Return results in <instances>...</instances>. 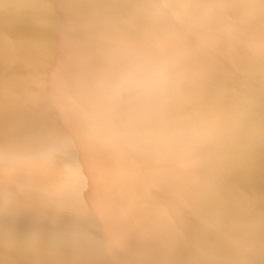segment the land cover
<instances>
[{"label": "bare ground", "instance_id": "1", "mask_svg": "<svg viewBox=\"0 0 264 264\" xmlns=\"http://www.w3.org/2000/svg\"><path fill=\"white\" fill-rule=\"evenodd\" d=\"M130 50L175 66L170 154L101 135ZM0 264H264V0H0Z\"/></svg>", "mask_w": 264, "mask_h": 264}, {"label": "clouds", "instance_id": "2", "mask_svg": "<svg viewBox=\"0 0 264 264\" xmlns=\"http://www.w3.org/2000/svg\"><path fill=\"white\" fill-rule=\"evenodd\" d=\"M178 88L175 66L166 55L130 50L93 85L91 104L101 135L158 155L177 150L196 135L171 119L169 107Z\"/></svg>", "mask_w": 264, "mask_h": 264}]
</instances>
